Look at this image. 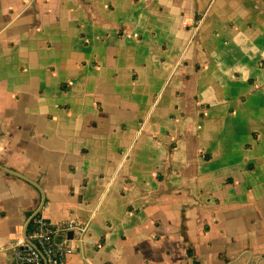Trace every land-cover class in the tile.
<instances>
[{
	"label": "crops",
	"instance_id": "1",
	"mask_svg": "<svg viewBox=\"0 0 264 264\" xmlns=\"http://www.w3.org/2000/svg\"><path fill=\"white\" fill-rule=\"evenodd\" d=\"M38 213L65 264H264V0H0V264Z\"/></svg>",
	"mask_w": 264,
	"mask_h": 264
},
{
	"label": "built area",
	"instance_id": "2",
	"mask_svg": "<svg viewBox=\"0 0 264 264\" xmlns=\"http://www.w3.org/2000/svg\"><path fill=\"white\" fill-rule=\"evenodd\" d=\"M88 229L87 222L66 220L55 223L38 213L32 218L27 235H20L8 251L13 264H65L68 255L79 252Z\"/></svg>",
	"mask_w": 264,
	"mask_h": 264
},
{
	"label": "water",
	"instance_id": "3",
	"mask_svg": "<svg viewBox=\"0 0 264 264\" xmlns=\"http://www.w3.org/2000/svg\"><path fill=\"white\" fill-rule=\"evenodd\" d=\"M30 224H31V220H30V222H29V223L27 224V226H26V229H25V235H27V232H28V229H29ZM90 228L93 229V230H96V231L102 232L99 228H97V226H95V225H93V224L90 225ZM70 237H72V233H70Z\"/></svg>",
	"mask_w": 264,
	"mask_h": 264
},
{
	"label": "trees",
	"instance_id": "4",
	"mask_svg": "<svg viewBox=\"0 0 264 264\" xmlns=\"http://www.w3.org/2000/svg\"><path fill=\"white\" fill-rule=\"evenodd\" d=\"M29 229H30V227H29Z\"/></svg>",
	"mask_w": 264,
	"mask_h": 264
}]
</instances>
